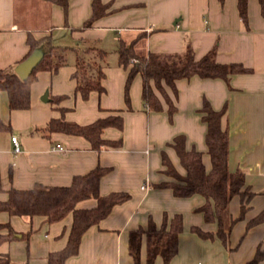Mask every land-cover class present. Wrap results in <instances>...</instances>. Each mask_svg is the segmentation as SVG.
Returning <instances> with one entry per match:
<instances>
[{"label": "crops", "instance_id": "obj_1", "mask_svg": "<svg viewBox=\"0 0 264 264\" xmlns=\"http://www.w3.org/2000/svg\"><path fill=\"white\" fill-rule=\"evenodd\" d=\"M109 5V13L84 27L93 14L94 0H69L68 16L64 8L49 0H0V68L13 69L29 52L28 33L37 38L51 35L59 47H68V62L58 71H39L32 84L31 107L11 110L8 94L0 91V118L9 126L0 131V168L4 190L0 200L8 198V190L31 188L36 184L69 185L74 177L85 174L98 165L111 167L101 180V193L127 191L131 198L116 205L98 225L84 234L80 251L69 257L66 264H135L130 254V234L139 227H147L153 215L157 223L165 213L184 216V230L179 235V251L170 264H247L237 251L235 240L227 227L224 198L209 200V222L198 210L206 203L200 195L177 197L172 189L156 187V183L171 180L163 172L162 153L166 151L181 173L185 169L175 149L170 145L179 134L187 136V147L207 152L205 136L207 124L200 111L204 98L215 109L225 105L224 126L231 118L248 109H260V180L257 182L258 214L264 211V16L259 0H249V28H246L238 9V0H101ZM138 38L137 49L158 54L181 53L188 44L194 50L195 62L209 61L218 65L214 75L203 76L192 71V66L166 58L150 59L178 70L171 77L178 88L173 95L177 111L172 120L168 105L163 111L149 110L142 99L143 76L138 74L130 89V105L125 89L129 70L115 62L105 67L104 92L93 91L84 99L76 90V52L72 48L86 43L106 50H115L122 41L130 43ZM109 44L110 47H109ZM109 51V50H108ZM49 91V100H43ZM66 96L60 104L52 102ZM81 124L105 116L110 110H121L123 129L107 127L104 137L123 139L118 148L95 150L90 141L76 134L53 132L45 135L40 129L51 118L62 115ZM244 117V116H243ZM231 134V131H230ZM17 135L21 151H15L12 136ZM57 144L64 150L54 149ZM232 146V137H231ZM231 147V161H232ZM205 163L211 159L205 154ZM232 163V162H231ZM146 186L143 188L142 186ZM224 202V201H223ZM259 202V206H258ZM221 204L224 228L229 233V247L219 239H204L191 230L198 225L206 230L215 227L214 207ZM94 198L83 200L79 207H92ZM10 223L19 237L0 244V256L9 254V264H49V254L64 248L73 223L72 215L49 223L42 216L13 215L0 212V224ZM8 228H0L6 234ZM28 234L23 237L22 234ZM264 254V221L256 224ZM21 235V236H20ZM264 263V256L261 260ZM6 264V263H3ZM140 264H147L144 241ZM154 264H164L158 255Z\"/></svg>", "mask_w": 264, "mask_h": 264}, {"label": "trees", "instance_id": "obj_2", "mask_svg": "<svg viewBox=\"0 0 264 264\" xmlns=\"http://www.w3.org/2000/svg\"><path fill=\"white\" fill-rule=\"evenodd\" d=\"M61 5L68 16L69 0H49ZM224 1V0H221ZM264 16V0H259ZM109 5L101 0H94L93 14L85 21L84 27H90L94 21L109 13ZM238 9L241 19L246 28H249V0H238ZM138 38L130 43L122 41L117 50L118 63L129 70L126 81L125 97L130 105V89L134 78L142 74L143 90L142 99L145 106L152 111H163L164 102L168 105L169 117L172 120L177 111L174 98L170 96L165 85L173 90V95L178 96V88L171 77L165 79L155 75L150 70V59L166 58L179 61L185 65H191L192 71L199 75H214L219 71L218 65H211L207 60L195 62V54L192 46L187 45L181 53L158 54L155 52H141L136 45ZM27 43L29 52L23 60L31 55L34 50L41 48L44 57L34 69L28 79H23L13 69L0 68V91H6L11 110L29 109L31 107L32 84L37 79L39 71H58L68 62V47L57 46L51 35L37 38L32 32L28 33ZM76 52V70L73 77L76 79V90L84 99H88L93 91L104 92L103 79L106 76L105 67L109 64L110 51L84 44L72 48ZM21 60V62L23 61ZM20 63V62H19ZM164 66V65H163ZM212 70L213 72L210 73ZM162 98H161V97ZM66 96H57L52 102L60 104ZM61 116L53 117L40 129L45 135L50 136L53 132H64L86 137L93 149L118 148L123 145V139H107L104 131L107 127L123 129L125 119L121 110H110L105 116L90 122L81 124L68 120L64 113L65 107H60ZM228 110L225 105L221 109H215L208 98H204L200 111L202 120L207 124L205 141L207 152L196 147H187V136L177 135L170 143L175 149L185 173L178 171L168 153L163 151V172L171 177V180L156 183V187L170 188L177 197L187 198L200 195L206 199V203L198 208L204 214L206 222H209V200L222 197L229 200L231 187V134L229 126H224L223 117ZM9 127L0 118V131ZM211 159V167L205 163V154ZM111 167L98 165L85 174L76 175L69 185H44L36 184L31 188H15L8 190V198L0 200V212L6 211L13 215H27L30 217L42 216L49 223L58 222L72 215L73 223L66 246L49 254V264H66L69 257L80 251L84 234L89 228L98 225L113 210V208L131 198L127 191H112L102 194L100 191L102 178L111 171ZM1 168H0V191H3ZM94 198L97 204L92 207H79L83 200ZM257 222L264 221V211L257 217ZM8 228L6 234L0 233V244L19 237V232L8 222L0 224V228ZM184 230V216L177 213L169 216L165 213L163 221L159 224L153 215L149 217L147 227H139L130 234L129 251L134 258L135 264H140L142 246L146 242L147 264H154L158 255L164 258V264H170L179 251V235ZM191 230L204 239L219 238L226 247H229V233L225 230H206L201 226L193 225ZM27 237L28 234H22ZM263 259V252L261 251ZM9 254L0 256V264L11 262Z\"/></svg>", "mask_w": 264, "mask_h": 264}, {"label": "rangeland", "instance_id": "obj_3", "mask_svg": "<svg viewBox=\"0 0 264 264\" xmlns=\"http://www.w3.org/2000/svg\"><path fill=\"white\" fill-rule=\"evenodd\" d=\"M111 44H109L110 47ZM108 65L118 58L115 50H110ZM106 66V67H107ZM207 71L213 72L211 69ZM162 76L161 74H155ZM244 116V117H243ZM260 109L241 111L231 118L230 131L232 137L231 187L229 200H222L226 204L227 227L233 234L236 250L247 264H264L261 261L260 235L255 233L258 214L257 194L260 180ZM224 201V202H223ZM259 206V202H258ZM230 236V235H229Z\"/></svg>", "mask_w": 264, "mask_h": 264}, {"label": "water", "instance_id": "obj_4", "mask_svg": "<svg viewBox=\"0 0 264 264\" xmlns=\"http://www.w3.org/2000/svg\"><path fill=\"white\" fill-rule=\"evenodd\" d=\"M44 57V52L41 48H37L34 50V52L29 55L25 60L20 62L15 70L16 72L23 78L28 79L29 76L32 74L34 69L38 66V64L41 62V60ZM152 70L154 73L161 74L163 76H174L178 75L180 71L163 66L158 61H153L152 63ZM43 100L48 101L49 100V91H46L43 98ZM214 218H215V227L219 230L224 228V220H223V214H222V207L221 204H216L214 207ZM21 236V235H20Z\"/></svg>", "mask_w": 264, "mask_h": 264}, {"label": "built area", "instance_id": "obj_5", "mask_svg": "<svg viewBox=\"0 0 264 264\" xmlns=\"http://www.w3.org/2000/svg\"><path fill=\"white\" fill-rule=\"evenodd\" d=\"M12 141L15 145V151L16 152H20L21 151V144H20V141H19V138L17 135H13L12 136ZM54 149H58V150H64V146L61 145V144H57L53 147ZM143 188H145L146 186H142Z\"/></svg>", "mask_w": 264, "mask_h": 264}]
</instances>
